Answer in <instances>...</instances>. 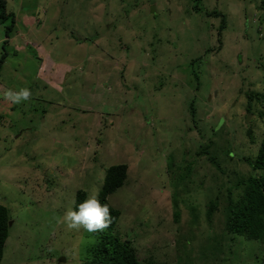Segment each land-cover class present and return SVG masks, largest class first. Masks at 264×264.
<instances>
[{
  "label": "rangeland",
  "instance_id": "374dc122",
  "mask_svg": "<svg viewBox=\"0 0 264 264\" xmlns=\"http://www.w3.org/2000/svg\"><path fill=\"white\" fill-rule=\"evenodd\" d=\"M4 1L15 21L9 36L12 19L0 22V203L12 221L1 264H89L94 232L59 221L118 163L115 233L141 260L264 264V244L232 241L222 209L204 218L222 187L239 196L262 136L261 0ZM21 88L30 99L4 98Z\"/></svg>",
  "mask_w": 264,
  "mask_h": 264
},
{
  "label": "trees",
  "instance_id": "16d2710c",
  "mask_svg": "<svg viewBox=\"0 0 264 264\" xmlns=\"http://www.w3.org/2000/svg\"><path fill=\"white\" fill-rule=\"evenodd\" d=\"M4 0H0V22H4L7 17L12 19V24L6 26V35L14 29V15L12 12H6V5ZM264 13V0H261L260 5ZM4 20V21H3ZM6 53L0 56V70L4 62ZM45 84V83H44ZM46 85V84H45ZM258 96V108L260 111L257 116L263 124L262 136L256 154L253 157H244L243 161L251 169L250 173L242 174L241 178L235 180L236 187L240 188L237 198L232 196V188L227 189L222 187V193L217 200L209 201L206 206L205 220L206 223H211L215 215L221 209L224 216V231L229 234V238L234 241L236 236H242L245 239H254L259 243L264 244V96ZM192 106V104H191ZM192 116H194V109H192ZM250 131L247 132V136ZM200 153L207 154V159L212 166L208 164L209 169L218 171L221 174L220 182H231L233 177L231 173L227 174L223 169V163L217 159L215 155H210L206 151ZM215 166V167H214ZM128 175V165L126 163L113 164L107 167L103 182L99 190V200L101 204L107 203L111 214V224L103 231L94 232L95 241L88 249L87 261L89 264H156L151 258L141 260L131 240L122 238L115 233L120 210L114 207L108 200L110 194L116 189L124 185ZM235 179V178H234ZM222 195H224L222 197ZM86 199V192L83 189H78L75 193L74 210L78 211V206ZM220 199L225 201L224 205L220 203ZM221 205V207H220ZM176 221L179 216L174 215ZM220 218V217H219ZM8 208L0 203V264L3 257L5 242L9 234L10 221ZM193 238L192 242H194ZM194 262V260H192ZM158 264H192L191 259H184L182 257L176 258L175 262H162Z\"/></svg>",
  "mask_w": 264,
  "mask_h": 264
},
{
  "label": "clouds",
  "instance_id": "9594fccd",
  "mask_svg": "<svg viewBox=\"0 0 264 264\" xmlns=\"http://www.w3.org/2000/svg\"><path fill=\"white\" fill-rule=\"evenodd\" d=\"M31 95L28 88H21L19 91L8 89L4 92V98L15 104L30 99ZM98 196V191L93 190L88 198L79 204L78 211L68 209L59 222L66 224L69 229L83 228L90 233L108 228L111 224L109 205L101 204Z\"/></svg>",
  "mask_w": 264,
  "mask_h": 264
},
{
  "label": "water",
  "instance_id": "95a60500",
  "mask_svg": "<svg viewBox=\"0 0 264 264\" xmlns=\"http://www.w3.org/2000/svg\"><path fill=\"white\" fill-rule=\"evenodd\" d=\"M12 224V221L10 220L9 222H8V225L10 226Z\"/></svg>",
  "mask_w": 264,
  "mask_h": 264
},
{
  "label": "crops",
  "instance_id": "0c3cea01",
  "mask_svg": "<svg viewBox=\"0 0 264 264\" xmlns=\"http://www.w3.org/2000/svg\"><path fill=\"white\" fill-rule=\"evenodd\" d=\"M48 56H50V53L48 54ZM50 57H51V56H50ZM36 74H37V75L39 74V73H38V70H37V73H36ZM63 79H64V78H63Z\"/></svg>",
  "mask_w": 264,
  "mask_h": 264
}]
</instances>
